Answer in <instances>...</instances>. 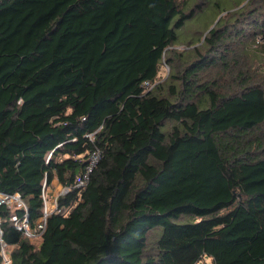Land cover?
Wrapping results in <instances>:
<instances>
[{
	"label": "trees",
	"instance_id": "obj_1",
	"mask_svg": "<svg viewBox=\"0 0 264 264\" xmlns=\"http://www.w3.org/2000/svg\"><path fill=\"white\" fill-rule=\"evenodd\" d=\"M207 1L0 0V191L34 223L43 183L74 185L101 151L40 243L3 222L12 264H264V68L237 70L233 91L202 80L252 41L264 59V0L179 50L196 56L168 90L143 87Z\"/></svg>",
	"mask_w": 264,
	"mask_h": 264
},
{
	"label": "rangeland",
	"instance_id": "obj_2",
	"mask_svg": "<svg viewBox=\"0 0 264 264\" xmlns=\"http://www.w3.org/2000/svg\"><path fill=\"white\" fill-rule=\"evenodd\" d=\"M248 0H208L206 5L198 10L194 16L189 18L184 26L178 29V38L175 42L174 46L169 48L168 53L165 56V59L162 61L160 66V71L158 73L157 79L155 80V85L151 90H156L158 85L163 86V90H168L169 82L171 78H169L170 73L181 74L183 69L189 64V62L193 61V58L196 56V52L184 56L181 59L180 51L183 48H186V45L191 44L190 47H194L200 43L205 37V34L211 30L214 26L226 24L225 15L233 11L241 8ZM197 3V2H195ZM195 3L191 6H195ZM231 26L228 25L227 28ZM234 28V26H232ZM199 39H201L199 41ZM251 48H253L254 41L249 43ZM250 47H238L237 51L234 54H230L234 59H238L239 65L232 66V70L234 72H230L225 70V68L220 64L218 66H214L212 68L206 69L202 74V80L208 78H215L221 86V91H233L227 90L228 83H232L233 77L236 75L237 70H244L247 68L248 64L252 62V60H256L254 68L258 67V70H262L264 68V59L263 56L254 55L257 51H252ZM178 49V50H177ZM204 52L205 49L201 48ZM254 49V48H253ZM248 52V53H246ZM168 58H170L171 63H169ZM170 65L173 66L171 69ZM169 78V79H168ZM179 87L182 86L181 80L174 81ZM61 185H56L53 192L50 193V197L55 192H60ZM199 264H212L211 258H206L201 261Z\"/></svg>",
	"mask_w": 264,
	"mask_h": 264
},
{
	"label": "built area",
	"instance_id": "obj_3",
	"mask_svg": "<svg viewBox=\"0 0 264 264\" xmlns=\"http://www.w3.org/2000/svg\"><path fill=\"white\" fill-rule=\"evenodd\" d=\"M264 42V34L257 36L255 45ZM155 85V81L146 80L143 82L145 90H150ZM92 136V135H90ZM101 158L99 149L93 150L88 158V162L82 173L78 176L76 182L72 186H65L60 192H55L52 196H48L46 190V182L43 183L42 195L44 199L43 212L41 216L32 223L30 220L28 206L20 192L0 191V208L5 207L9 210L7 216L0 214V264H12V251L14 244H10L4 238V229L2 224L8 219L13 227L22 233V236L29 239L32 243H40L44 232L47 228L48 216L54 211H60L58 205V197L70 191L72 187L85 188L90 180L91 173L97 166Z\"/></svg>",
	"mask_w": 264,
	"mask_h": 264
}]
</instances>
